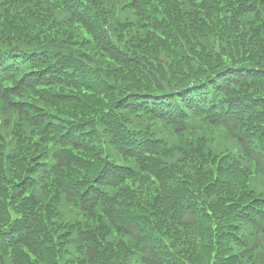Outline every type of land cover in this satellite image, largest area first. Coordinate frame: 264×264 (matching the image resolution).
Here are the masks:
<instances>
[{
    "label": "trees",
    "instance_id": "1",
    "mask_svg": "<svg viewBox=\"0 0 264 264\" xmlns=\"http://www.w3.org/2000/svg\"><path fill=\"white\" fill-rule=\"evenodd\" d=\"M0 264H264V0H0Z\"/></svg>",
    "mask_w": 264,
    "mask_h": 264
}]
</instances>
